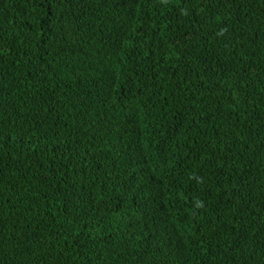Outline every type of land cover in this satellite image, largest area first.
Listing matches in <instances>:
<instances>
[{
  "label": "trees",
  "instance_id": "1",
  "mask_svg": "<svg viewBox=\"0 0 264 264\" xmlns=\"http://www.w3.org/2000/svg\"><path fill=\"white\" fill-rule=\"evenodd\" d=\"M0 264H264V0H0Z\"/></svg>",
  "mask_w": 264,
  "mask_h": 264
}]
</instances>
